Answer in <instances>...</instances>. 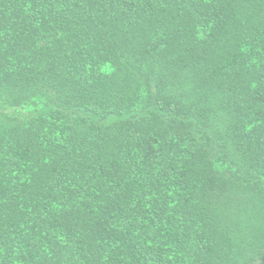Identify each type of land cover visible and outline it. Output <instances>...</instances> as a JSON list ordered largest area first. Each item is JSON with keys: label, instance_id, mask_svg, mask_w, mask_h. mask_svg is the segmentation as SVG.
I'll return each mask as SVG.
<instances>
[{"label": "trees", "instance_id": "1", "mask_svg": "<svg viewBox=\"0 0 264 264\" xmlns=\"http://www.w3.org/2000/svg\"><path fill=\"white\" fill-rule=\"evenodd\" d=\"M0 264H264V0H0Z\"/></svg>", "mask_w": 264, "mask_h": 264}]
</instances>
